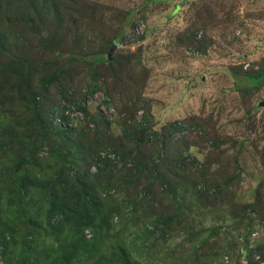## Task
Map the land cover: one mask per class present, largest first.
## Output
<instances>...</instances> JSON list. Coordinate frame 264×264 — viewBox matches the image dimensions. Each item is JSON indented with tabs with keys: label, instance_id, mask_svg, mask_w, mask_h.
I'll return each mask as SVG.
<instances>
[{
	"label": "rangeland",
	"instance_id": "obj_1",
	"mask_svg": "<svg viewBox=\"0 0 264 264\" xmlns=\"http://www.w3.org/2000/svg\"><path fill=\"white\" fill-rule=\"evenodd\" d=\"M0 7L1 62L34 73L0 91V264H264V0H63L34 28L30 0ZM28 95L97 124L43 132ZM72 167L95 200L116 191L100 214Z\"/></svg>",
	"mask_w": 264,
	"mask_h": 264
},
{
	"label": "trees",
	"instance_id": "obj_2",
	"mask_svg": "<svg viewBox=\"0 0 264 264\" xmlns=\"http://www.w3.org/2000/svg\"><path fill=\"white\" fill-rule=\"evenodd\" d=\"M1 4H5V0H0ZM62 6H63V0H30V16L27 18V20L25 21L23 26L26 27H30V28H34L37 23H36V17H39V20L41 21L42 19H45L47 17H50L52 15L55 14V17H59V12L62 10ZM21 11L24 13L25 10L23 9V7H20ZM8 17V13H5L3 8L0 7V21H4L5 17ZM13 22V21H12ZM3 40L2 38H0V41ZM9 52L8 47L4 44H2V42H0V65L3 66L2 69V77H0V91H7L8 89L11 90L12 93L14 94H31L33 93V88H32V83L34 81V73L33 71L29 70V73L27 75L24 74V70H21L20 68L15 69V73L11 74L10 69L19 66V64H23L24 62L21 59H17V61L15 62H9L7 63L6 60L1 62L2 59L6 58V55ZM99 60L101 62L104 61H108L110 60L109 58H105L104 55L99 56ZM1 69V68H0ZM10 72V73H9ZM7 73H9V76H7ZM11 74V75H10ZM264 75V71L255 74L253 77L255 78H261ZM98 90L97 87H93L92 90L90 91L91 94H93L94 92H96ZM37 94V93H35ZM65 94V93H64ZM28 95V96H29ZM63 96V100H61L60 104L54 106L53 108H51V110H49V112L42 117L40 114V110H39V106L38 103L35 101V99H32V101H28V99L31 97H26V99H23V102H27L30 105V110L31 112L35 115V121H36V125L39 127V129H41V131H45V132H55L54 134H61L62 136H65L66 138H69L68 134L73 133V131L71 133L63 130L61 127H53L50 119L53 116V114L58 111L62 105L63 102H65L67 105L71 106H76L74 105L70 100H67L68 95ZM66 108V107H65ZM78 110H80L81 112L84 113L85 115V120L83 121H78L79 123V127L80 125L86 123V122H95L97 124V120L94 118V116L90 115V113L87 110V107L84 105H78L77 106ZM103 116V115H102ZM104 117V116H103ZM172 129V131H171ZM169 131V137L172 135L173 130H177L179 129V127L177 128L175 126V124L173 125V128H171ZM147 133V129L144 130V135ZM157 139H159V135L158 133L155 134ZM171 138V137H170ZM3 148L2 144L0 143V150ZM105 149H103L104 151ZM109 151V150H106ZM101 152V151H100ZM112 152V151H111ZM115 153V152H113ZM117 154V153H116ZM119 155V154H117ZM121 156V155H119ZM99 159L100 158V153L98 156ZM122 160L124 161V163H128L131 162L129 159L121 156ZM106 163H110L113 164L112 162H110L109 160H104L101 159ZM132 163V162H131ZM114 165V164H113ZM129 170H134V168L129 169ZM67 174H68V180H70L71 182H78L79 184V188L82 191H85L86 194L83 197H77L74 200L75 206L76 207H81L82 208V212L83 213H96V214H100L102 209L100 207V201H102L103 199H109L111 197H114L116 195V191L115 194H110V192L112 190H108L106 192H103L101 194V197L99 198V200H95V198L85 189V184L83 182V179L85 178L84 175V170H81V168H69V170H66ZM70 174V176H69ZM59 182L63 185L64 182L63 180L60 178ZM175 198H177V201L180 204H184V196H182L181 194L178 193H174ZM115 199L117 198L116 196L114 197ZM175 200V199H174ZM118 217V216H116ZM55 219L56 223L62 222V218H64L63 215V211H56L55 215L52 217ZM119 218V217H118ZM86 222V221H85ZM149 228L154 229V226H149ZM90 232V231H89ZM150 232V231H148ZM153 233V232H152ZM92 237V234H91ZM124 257V262L125 264H128L129 259H127V257L125 255H123Z\"/></svg>",
	"mask_w": 264,
	"mask_h": 264
},
{
	"label": "built area",
	"instance_id": "obj_3",
	"mask_svg": "<svg viewBox=\"0 0 264 264\" xmlns=\"http://www.w3.org/2000/svg\"><path fill=\"white\" fill-rule=\"evenodd\" d=\"M85 119L84 113L78 110V108L75 106L70 107L65 102H63L60 109L56 111L51 117L50 122L53 127H61L63 130L71 133L72 131L75 132V130L78 128V121H83ZM100 158L109 160L114 165L122 166L124 164L121 156L111 151H101ZM110 194H115V190H112ZM116 219L118 220V217H116ZM87 234L88 237H91L90 232H87Z\"/></svg>",
	"mask_w": 264,
	"mask_h": 264
}]
</instances>
